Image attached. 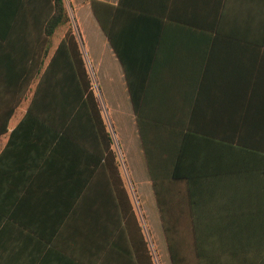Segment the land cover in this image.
<instances>
[{
	"label": "crops",
	"instance_id": "crops-1",
	"mask_svg": "<svg viewBox=\"0 0 264 264\" xmlns=\"http://www.w3.org/2000/svg\"><path fill=\"white\" fill-rule=\"evenodd\" d=\"M90 1L65 0L82 55L95 68L112 149L128 162L135 197L120 170L129 199L146 225L163 230L156 242L164 264H173L165 224L177 264H264V0H97L118 7L110 26L120 56ZM0 9L18 18L0 43V113L13 108L0 135V264L137 257L113 241L105 249L110 263L103 261L102 222L113 210L103 186H81L88 159L39 136L33 124L11 135L28 111L40 64L34 68L28 55L22 5L8 0ZM24 87L25 98L8 107Z\"/></svg>",
	"mask_w": 264,
	"mask_h": 264
},
{
	"label": "trees",
	"instance_id": "trees-1",
	"mask_svg": "<svg viewBox=\"0 0 264 264\" xmlns=\"http://www.w3.org/2000/svg\"><path fill=\"white\" fill-rule=\"evenodd\" d=\"M6 1L8 0H0V5ZM10 2L14 7L22 5L24 11L22 17L30 30L33 44L28 55L34 61V68L37 59L40 64V79L31 98L28 111L11 135L18 134V132L26 134L27 128L33 124L34 131H39V136L43 134L45 136L47 133L57 144L70 145L73 152L89 160L90 173L82 176L81 186L90 182L103 186L107 208L112 209L113 214L115 212H119L120 215L129 213V216L135 218L120 164L116 152L112 149L113 138L107 130L98 98L92 88L93 81L83 59L80 42L71 28L56 47L44 69L51 48V38L60 26L70 22L65 0H10ZM90 2L118 53L110 26L112 12L118 7L97 0ZM17 19L16 15H0V43L8 41L9 31L7 29L12 27ZM118 55L120 56L119 53ZM12 83L15 84V82ZM25 91L24 87L19 95L8 99L10 101L8 107L13 104L15 107L24 99ZM5 102L6 99L0 97V105L5 106ZM134 104L138 116L135 98ZM12 114V107L4 115L0 113V118H3L2 122L4 123L2 127L0 126V135L7 131V123ZM157 196L159 199L158 193ZM122 217L125 216L122 215ZM136 226H138L137 242L145 250L147 244L137 221ZM164 230L172 262L177 264L172 249V236L166 224ZM137 249L139 250V246Z\"/></svg>",
	"mask_w": 264,
	"mask_h": 264
},
{
	"label": "rangeland",
	"instance_id": "rangeland-1",
	"mask_svg": "<svg viewBox=\"0 0 264 264\" xmlns=\"http://www.w3.org/2000/svg\"><path fill=\"white\" fill-rule=\"evenodd\" d=\"M67 6V4H66ZM72 13L70 12L71 10H69V15H70V22L68 24H65L63 26H60L55 35L51 38V48L49 53L53 51V48H56L57 45L62 41V39L65 37V35L67 34L69 28H71L73 30V32L75 33V35L77 36L79 42H80V46H81V40L79 37V33H78V28H77V23L75 21V18L73 17L74 15V8H72ZM87 70L91 76L92 79V88L95 90L96 93L98 92V88L95 82V68L93 67V65L88 63V60H86L83 57ZM91 61V60H90ZM47 65L44 64V69L46 68ZM90 67V68H89ZM40 79V78H39ZM36 89V87H35ZM34 89V91H35ZM135 94V93H134ZM136 95V94H135ZM98 100L101 102L100 96H97ZM136 102H137V107H138V116H137V121L139 124V126H142V113H141V109H140V105L138 106V100H140V98H137L135 96ZM1 104V103H0ZM100 104V103H99ZM1 107V105H0ZM136 109V108H135ZM137 115V114H136ZM107 120H108V124L110 125V132L112 134V137L114 138L115 141V133L113 132V129L111 128V122L108 118L107 115ZM116 154L118 156V160L120 162V165L122 167L123 173H124V177L126 179V183L127 186L129 188V190L131 191L132 186H133V182L130 178L129 173L127 172L128 170V162L126 160V158L123 156L122 151L117 147L116 148ZM134 187L132 189V195L134 196ZM135 197V196H134ZM136 201V205H137V210H134L133 207V211L135 213V218L134 216H129V213H124L122 214L125 217H122V215H120V213L115 212L113 215L111 214L109 219L107 221V223L105 221H103V234L100 236V240H101V249H103L105 251L106 250H110L111 249V245L112 242L114 241V243L120 245L124 250L129 251V253H131L132 255L134 254L133 252V248L135 250V254L137 255V257L134 256H130V257H126V256H120L118 259L120 261V263H127V264H138V259L140 258L141 261L140 263L142 264L143 261L145 262V264H150L149 262V258H151V264H164L165 260L163 258L164 253L159 249L158 247V241L156 242V239L159 240V238L161 237L160 235L163 234V230L162 232L159 231V227L157 228L154 223H152L151 221L149 222L148 219L147 220V225L149 227V230L147 228V225L145 224L144 218L142 216L141 210H140V206ZM144 199L142 198L141 202L143 203ZM143 208H145V204H143ZM135 219V220H134ZM136 221L139 225V227L142 229V236L143 239L145 241V237L147 238V242H146V246H145V252L144 248L140 247V243H138L137 241V233H138V226H136ZM152 225V226H151ZM154 228V229H153ZM100 233V232H99ZM162 233V234H161ZM99 237V236H98ZM153 238V240H152ZM155 239V241H154ZM155 245H154V243ZM137 246H139V250L137 248ZM97 247H99V244H97ZM137 251V252H136ZM105 255H103L102 259L103 261H105V263H110L111 257L107 251H105ZM138 255H140L141 257H139ZM150 255V257H149ZM139 257V258H138ZM98 261V260H97Z\"/></svg>",
	"mask_w": 264,
	"mask_h": 264
},
{
	"label": "built area",
	"instance_id": "built-area-1",
	"mask_svg": "<svg viewBox=\"0 0 264 264\" xmlns=\"http://www.w3.org/2000/svg\"><path fill=\"white\" fill-rule=\"evenodd\" d=\"M99 101V100H98ZM100 103V102H99ZM101 108H102V105H101Z\"/></svg>",
	"mask_w": 264,
	"mask_h": 264
}]
</instances>
